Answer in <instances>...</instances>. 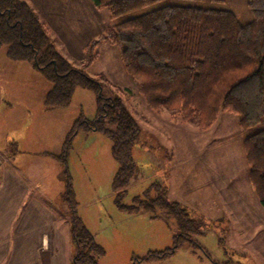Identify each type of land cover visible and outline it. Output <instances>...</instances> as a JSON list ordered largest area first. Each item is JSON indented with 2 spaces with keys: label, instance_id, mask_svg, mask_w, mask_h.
Instances as JSON below:
<instances>
[{
  "label": "rangeland",
  "instance_id": "rangeland-1",
  "mask_svg": "<svg viewBox=\"0 0 264 264\" xmlns=\"http://www.w3.org/2000/svg\"><path fill=\"white\" fill-rule=\"evenodd\" d=\"M249 1L161 0L119 17H113L107 8L96 10L107 25H114L166 5L215 7L233 11L245 24L254 17ZM51 34L60 42L54 31ZM73 50L77 52L78 47ZM89 71L93 77L101 75L105 95L126 99L141 127L132 149L137 173L119 191L113 188L118 163L112 141L102 130H78L68 147L66 165L56 158L77 119H96V94L76 88L69 105L48 108L45 98L51 82L32 63L10 59L7 45L0 48V98L8 101L0 111V120L6 115L5 129L17 136L24 124L26 164L35 163L36 180L40 178L42 191L57 200V212L67 228L71 206L75 207L105 250L99 264H134L135 258L149 251L174 246L178 233L175 218L165 210L139 203L155 198L160 187L167 188L169 200H177L198 219L200 231L191 233L194 242H181L169 257L137 264H264V207L249 180L243 143L246 136L264 128V122L244 129L239 115L221 112L216 122L203 130L195 120L174 119L167 108L152 110L137 91L136 81L124 71L118 47L111 44L100 47L99 58ZM13 118L18 119L16 125L11 123ZM26 173L35 177L33 171ZM67 177L74 204L65 196ZM72 251L74 256L75 248Z\"/></svg>",
  "mask_w": 264,
  "mask_h": 264
},
{
  "label": "trees",
  "instance_id": "trees-1",
  "mask_svg": "<svg viewBox=\"0 0 264 264\" xmlns=\"http://www.w3.org/2000/svg\"><path fill=\"white\" fill-rule=\"evenodd\" d=\"M90 1L95 8H107L113 17H119L161 0ZM249 6L254 17L245 24L224 8L162 6L108 25L85 45L84 61L78 66L57 49L49 26L31 3L0 0V48L7 45L10 59L32 63L51 82L45 98L48 108L69 105L76 88L96 94V119H77L56 158L66 165L68 147L78 130H102L112 141V154L118 163L113 188L119 191L137 173L132 149L141 127L126 99L105 95L101 75H90L100 47H118L124 71L136 81L137 91L152 110L167 108L174 119L195 120L203 130L210 128L221 112H228L239 115L241 127L248 129L264 122V0H250ZM243 143L249 180L264 207V128L246 136ZM69 178L65 196L74 204ZM161 188L155 198L139 203L165 210L175 218V244L164 251H149L135 258L134 264L169 257L181 242H194L191 233L200 231L198 219L177 200H169L167 188ZM71 208L73 264H99L105 250L82 223L75 207Z\"/></svg>",
  "mask_w": 264,
  "mask_h": 264
},
{
  "label": "crops",
  "instance_id": "crops-1",
  "mask_svg": "<svg viewBox=\"0 0 264 264\" xmlns=\"http://www.w3.org/2000/svg\"><path fill=\"white\" fill-rule=\"evenodd\" d=\"M27 1L35 8L42 9L36 8L43 12L51 30L59 38L57 49L75 65L84 61L85 45L108 26L101 11H97L89 0ZM77 9L81 12H75ZM74 46L78 47L77 52L73 50ZM7 105L8 101L0 98V111ZM2 115L0 264H73L72 250L75 247L71 238V224L67 228L57 212V200L42 191V184H38L41 179L36 180L35 163L26 164L24 146L27 136L23 131L24 124L19 129V136L11 134L5 129L6 115ZM20 118L23 121L24 118ZM17 122V118L11 121L13 125ZM26 170L33 171L35 177L32 178V174L26 173Z\"/></svg>",
  "mask_w": 264,
  "mask_h": 264
}]
</instances>
